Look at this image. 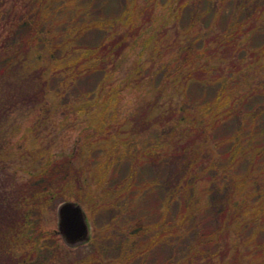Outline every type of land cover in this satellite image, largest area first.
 <instances>
[{
	"label": "trees",
	"instance_id": "1",
	"mask_svg": "<svg viewBox=\"0 0 264 264\" xmlns=\"http://www.w3.org/2000/svg\"><path fill=\"white\" fill-rule=\"evenodd\" d=\"M218 1L116 0L111 7L110 0H0V264H264V104L250 99L264 97V80L252 88L250 80H240V70L225 78L203 63L205 54L219 53L220 46L224 53L239 52L243 45L228 34L224 40L220 35L205 38L207 15L220 20L223 8L233 17L241 5L247 7L237 0H222V6ZM161 7L163 22H171L174 30L171 36L163 35L164 26L154 29ZM143 34L148 47L156 44L163 50L159 59L133 64L125 80L114 82L113 63ZM257 57L255 69L264 68V45ZM231 64L236 67L233 58ZM259 73L264 76V69ZM147 84L158 96L138 94L126 107L125 93ZM169 92V108L156 111L157 99ZM49 93L59 107L93 112L89 122L94 130L88 137H100L84 154L53 152L40 138L41 124L34 118L24 135L17 136V127L4 130L16 108L36 113ZM229 123L233 128L221 132ZM176 125L187 129L185 144L171 147L166 129ZM204 141L219 150L220 161L206 170L221 181L215 215L233 225L224 242L219 223L205 224L208 197L194 196L197 205L190 207L185 189L176 192L182 179L200 171L196 164ZM174 162L173 178L158 180ZM90 174L91 185L102 189L99 210L112 227L98 242L114 251L108 262L97 257V249L88 258L74 255L56 232H45L37 223L42 208L56 197L85 203ZM167 181L160 217L159 211L151 218L130 217L138 208L146 211L145 201ZM192 214H199L200 221L181 233L177 225L184 227ZM21 237L29 244L23 254L15 249ZM163 251L167 253L159 258Z\"/></svg>",
	"mask_w": 264,
	"mask_h": 264
},
{
	"label": "rangeland",
	"instance_id": "2",
	"mask_svg": "<svg viewBox=\"0 0 264 264\" xmlns=\"http://www.w3.org/2000/svg\"><path fill=\"white\" fill-rule=\"evenodd\" d=\"M116 0H110V6L113 7L114 2ZM219 3H217L219 6H222L223 1L219 0ZM236 2L243 3L247 5L246 8H244L243 5H241L239 8L236 9L234 16L229 17V14L225 12L224 8L222 16L219 15L220 20H215L211 15H207L209 19V24H205L204 27H208L209 29L205 32V38H212L217 35H220L221 37L228 34V38H237L239 41L243 42L242 47L238 49L239 52H231L230 50L223 53L224 49L223 46H220L219 53L213 55L209 52L205 54L203 63L206 64L207 67L211 68L214 73L217 71L223 76L227 75L225 78H228L229 72L231 71H238L240 70V80H250L249 82H252L251 87L253 88L255 84L260 82L261 80H264V76H261L260 69L264 68H256V62H258L257 57V51L260 49L262 45H264V0H237ZM244 8V9H243ZM228 10V8H227ZM253 13V16L251 13ZM163 13V8L158 9L157 18L158 21L156 22L154 29L158 28L157 31L161 29L162 26H164L161 30L164 32L163 35H172L173 29L171 27L170 23H164L163 20L166 19V15ZM170 17V16H169ZM169 19V18H167ZM172 19V17H171ZM211 26L209 27V25ZM229 24H232L234 29L232 30L229 27ZM225 27L229 28L228 30L224 29ZM231 30L233 32H231ZM245 39L242 40L240 36L243 32ZM234 33V36L231 34ZM210 35V36H209ZM231 35V37L229 36ZM142 39L139 42H133L131 48L128 50V54L125 55L123 59H121L116 64L113 63L117 67L116 75H113V81L114 82H121L125 80L127 76V70L130 69V66L133 64L146 66L148 64V61L152 60V58H155L156 60L159 59V52H163L161 49L160 51L156 49V44L152 45L151 47H148L145 40V34L142 35ZM222 40L223 37L221 38ZM245 43V44H244ZM248 43V44H247ZM155 46V47H153ZM176 50V49H175ZM209 54V55H208ZM174 55V53H173ZM171 56V55H170ZM210 56V57H209ZM218 56V57H217ZM236 62V67H234L231 64V59ZM250 65V68L247 69V65ZM261 64V63H260ZM219 66V67H218ZM113 66L109 65V70L112 69ZM218 67V68H215ZM248 72L253 74H248ZM255 72L258 74V76L255 75ZM211 78H213V75H210ZM97 76L93 77L92 82L97 81ZM150 79V78H149ZM248 83V82H247ZM260 84V83H259ZM258 84V85H259ZM140 85L132 90L127 91L126 98L127 101L125 102V106L127 107L130 105V102L133 101L138 94H144L149 93L151 96L157 97V91L156 89H152L148 84L146 86ZM164 93V97H159L157 99V109L156 111H166L169 108V102L170 96L172 94ZM144 96V95H143ZM260 98H264L263 96H256L251 97L250 99L253 100L254 104H264L260 101ZM264 100V99H263ZM123 102V101H122ZM66 106V105H65ZM77 107H59L57 105L56 96L53 93H49L46 99V102L39 107V111L36 113H32V109H27L26 107L23 108H16L14 110V114L9 117V120L5 123L4 130L10 131L11 128L17 127L19 130L17 132V136L24 135L27 130L30 128V120L31 119H37L40 121L41 127H38V131L40 132V138H45L47 141V146L55 153L58 154H73L75 153L77 156L78 154H81V152L86 151V147L90 146V144L94 141L95 138H99L100 135H92L88 137V134L91 130H94L93 125L89 122V119H93L90 113L88 115L81 114L80 111L77 110ZM21 110V111H20ZM32 113V114H31ZM99 115V114H96ZM18 125H20V129L18 128ZM229 125V126H228ZM228 125H224L221 129V132L229 131L233 128V123H229ZM174 128H167L166 129V138H167V145L175 146L174 144L178 142V147L185 144V137L183 132L187 129L181 127V126H173ZM170 129V130H169ZM119 132H125L126 131H119ZM105 135V134H104ZM193 135V132H192ZM126 138H129V133ZM164 137L160 138V141ZM131 139V138H130ZM135 140V139H132ZM86 142V144H85ZM173 142V143H172ZM206 141L201 143L202 147L200 148L202 153V158L199 159L200 165L196 164L197 167L200 168V171L195 174L192 172L191 174H188L184 179H182V182L177 186L179 189L176 190L178 193H182V190L185 189L184 197L187 199H190L188 203H190V207H193L196 204L195 197L205 195L208 197L207 204L208 206L214 210L209 211L210 208H207L204 210L205 216V224H207L210 228L214 227L216 224L219 223V226L221 228V232L219 234L220 239L224 242L227 241L228 235L230 234V228L233 227V225L229 226L228 222L220 220V218L215 215V208L213 209V206L215 204V191L218 190L219 187L218 184L221 182L219 180H216V176H214V179H212L211 173L208 172L207 167L210 163H213L215 160L217 162L220 161L219 156V150L216 149L215 145L212 143L211 146H207ZM85 144V145H84ZM176 147L177 149H179ZM214 147V148H213ZM82 148V150H81ZM187 151L189 152L190 149L187 148ZM94 158L93 156H90ZM206 167V168H205ZM176 168V163L174 162L173 165L168 168L161 171V175H158V178L153 175H147L146 177L150 180L157 178L161 181L163 180H169L173 177L171 176V172H174ZM189 170H192L190 167ZM206 170V171H205ZM193 171V170H192ZM19 174L23 175V171H18ZM222 173H219L221 175ZM88 181L90 182V185H87L88 191H87V197L85 203H80L81 207L83 208L88 225H89V236L90 238L86 242H82L77 245H68L64 242L62 235L58 231V208L61 204L64 203V198L62 197H56L52 201H50L47 205L42 208L44 210V213L41 216H38L37 223L38 226L43 229L45 232H56L57 237L59 238L60 244L64 245L65 247L69 248L72 253L76 256L80 257H89L96 249V255L99 259H102L103 261H110L113 256H115L114 251H111V248L109 245L108 250L105 247H102L98 242H101V238L103 235L108 234L112 231L111 226H107L106 224V214L103 216L101 213V210H99V207L102 204V189L97 187L96 185H91L92 183V174L88 176ZM162 182L161 186H159V189L156 191L155 194L151 195L148 200H146L144 207H142L146 211H142L140 208L135 211L134 214L130 215V217L135 218H142L147 216V218H151L152 214L156 216V214L159 211V217L161 216V206H162V193L163 195L166 193L165 187L169 185L171 182ZM217 184V186H216ZM217 187V188H216ZM161 188V189H160ZM206 188L208 192L204 189ZM227 189V188H226ZM230 192L235 193V191H232L230 189H227ZM177 195V194H176ZM195 196V197H194ZM223 196V194H222ZM190 197V198H189ZM218 197L219 193H218ZM73 200V199H72ZM176 202H178L177 199H175ZM239 203V201L237 200ZM161 203V206L159 208V205ZM221 203L219 201L218 205ZM175 204V207L177 208V204ZM240 204V203H239ZM207 206V207H208ZM159 208V210H158ZM173 207H171L172 209ZM98 210V211H97ZM173 212H176L175 209H172ZM199 217V214H192L190 221L187 224H184V227L181 224H178L177 226L180 227V232L183 233V231L197 220ZM153 218V217H152ZM200 218V217H199ZM149 220V219H148ZM150 221V220H149ZM197 220L196 223H198ZM227 225L229 226L227 228ZM122 228H125V225H122ZM249 232V229L244 230L241 234L245 235ZM113 239L109 236V241H112ZM175 240V239H172ZM114 241V240H113ZM98 244H95V243ZM186 244V241L183 240L180 243L181 247H184ZM29 244H27V240L23 237H21L16 242L15 249L18 251H21L19 254H23L27 252V247ZM103 248L104 250H102ZM167 252L163 251L159 253V258L163 257Z\"/></svg>",
	"mask_w": 264,
	"mask_h": 264
},
{
	"label": "water",
	"instance_id": "3",
	"mask_svg": "<svg viewBox=\"0 0 264 264\" xmlns=\"http://www.w3.org/2000/svg\"><path fill=\"white\" fill-rule=\"evenodd\" d=\"M58 231L68 245L88 241L89 225L86 214L77 202L67 201L58 208Z\"/></svg>",
	"mask_w": 264,
	"mask_h": 264
}]
</instances>
